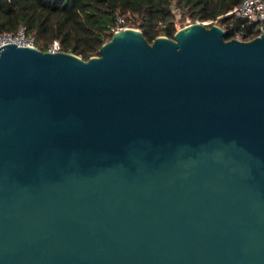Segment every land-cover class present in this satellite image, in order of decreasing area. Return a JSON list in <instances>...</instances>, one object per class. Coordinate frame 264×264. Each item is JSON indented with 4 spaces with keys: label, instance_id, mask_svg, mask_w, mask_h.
<instances>
[{
    "label": "water",
    "instance_id": "obj_1",
    "mask_svg": "<svg viewBox=\"0 0 264 264\" xmlns=\"http://www.w3.org/2000/svg\"><path fill=\"white\" fill-rule=\"evenodd\" d=\"M224 35L0 46V264H264V30Z\"/></svg>",
    "mask_w": 264,
    "mask_h": 264
},
{
    "label": "trees",
    "instance_id": "obj_2",
    "mask_svg": "<svg viewBox=\"0 0 264 264\" xmlns=\"http://www.w3.org/2000/svg\"><path fill=\"white\" fill-rule=\"evenodd\" d=\"M240 0H0V30L15 31L18 23L33 33L36 45L45 50L57 39L64 51L87 59L98 54L118 24L135 26L148 42L158 35L173 37L176 17L173 5L180 10V20L217 19L225 30V39L242 30L244 39L260 31L247 18L225 14Z\"/></svg>",
    "mask_w": 264,
    "mask_h": 264
},
{
    "label": "built area",
    "instance_id": "obj_3",
    "mask_svg": "<svg viewBox=\"0 0 264 264\" xmlns=\"http://www.w3.org/2000/svg\"><path fill=\"white\" fill-rule=\"evenodd\" d=\"M172 10L174 12L175 17L180 16V10L178 9V7L173 5ZM225 14H233L235 16L247 18L250 21H253L258 24V29L260 32L264 30V0H240L237 5H235L232 9L228 10ZM117 21L118 24L115 27V30L124 27V25H121L123 22L121 17L118 16ZM196 21H199L202 24L208 26L211 24H218L216 18ZM233 37L237 39H244V33L242 30H235ZM8 43H14L18 46L38 47L35 43V37L33 33L27 32L26 26L22 22L18 23L15 31L0 30V46ZM45 50L51 52L62 50L60 47L59 40H52Z\"/></svg>",
    "mask_w": 264,
    "mask_h": 264
},
{
    "label": "rangeland",
    "instance_id": "obj_4",
    "mask_svg": "<svg viewBox=\"0 0 264 264\" xmlns=\"http://www.w3.org/2000/svg\"><path fill=\"white\" fill-rule=\"evenodd\" d=\"M190 22H194V21H192L189 18H184V19L180 20V16H178V17H176L175 25H176V28H179V27H182L183 25H186ZM126 26H128V25H126ZM131 27H135V26H131Z\"/></svg>",
    "mask_w": 264,
    "mask_h": 264
}]
</instances>
